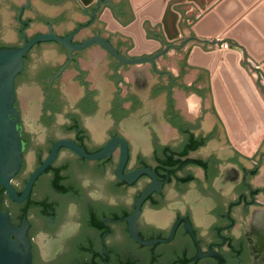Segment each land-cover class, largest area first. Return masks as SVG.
Instances as JSON below:
<instances>
[{
  "label": "flooded vegetation",
  "instance_id": "1",
  "mask_svg": "<svg viewBox=\"0 0 264 264\" xmlns=\"http://www.w3.org/2000/svg\"><path fill=\"white\" fill-rule=\"evenodd\" d=\"M4 1L14 12V31L8 36L10 24L0 11V48L21 47L50 27L67 36L92 20L84 12L85 24L60 33L69 20L63 7L74 0ZM102 28L97 22L83 30L93 32L88 36L92 37L103 35ZM81 31L75 42L88 38L78 39ZM52 45L62 53H41ZM93 47L104 53H87ZM40 54L44 59L38 61ZM120 54L130 58L129 53ZM168 54L156 65H125L96 44L70 54L64 46L46 42L25 56L15 79V106L25 142L23 164L11 181L19 196L55 145L63 143L25 200L14 201L4 187L0 189L2 209L13 225L28 223L32 264H264V215L237 217V150L233 145L231 150L224 148L227 157L217 152L194 155L210 141L219 149L226 139L217 123L205 132L200 119L190 121L177 111V82L159 67ZM34 76L40 83L28 84ZM156 76L158 83H153ZM162 96L165 112L157 108ZM117 138L125 140L128 149L123 174L150 168L162 185L142 202L135 222L143 240L164 242L143 245L130 234L129 218L154 180L142 174L129 184L118 176L120 143L102 160L83 157L68 146L92 155ZM258 164L240 185L246 190L239 199L246 204L249 199L257 202L259 193L248 177L258 172ZM228 167L234 171L229 176ZM227 181L229 195L224 193ZM189 187L193 190L183 196Z\"/></svg>",
  "mask_w": 264,
  "mask_h": 264
},
{
  "label": "water",
  "instance_id": "2",
  "mask_svg": "<svg viewBox=\"0 0 264 264\" xmlns=\"http://www.w3.org/2000/svg\"><path fill=\"white\" fill-rule=\"evenodd\" d=\"M1 2L3 4L0 11L4 16V22L10 24L7 27L8 36H10L14 31V12L9 10V3L4 0ZM80 2L84 8L78 0L66 3L63 8L67 10L69 20L59 29L60 33H66L75 26L85 24L88 17L84 12L87 13L92 20L75 32L61 36L53 30V27H50L48 33L38 34L21 47L0 48V189L4 187L14 201L25 200L30 195L36 178L51 165L59 146L63 144L55 145L50 157L32 175L23 194L19 196L12 187L11 181L23 164L25 142L22 139L23 126L20 112L15 106V79L24 68L25 56L39 43H58L64 46L70 54L87 50L96 44L113 54L121 61V64L125 65L143 63L156 65L157 59L169 53L166 60L159 61V67L166 68L172 79L177 82L173 89L177 111L190 121L195 122L200 119L202 130L205 132H210L217 123L226 139L219 144V149L218 144L210 141L206 147L201 148L194 155L207 156L217 152L219 156L227 157L228 154L224 153V148L226 151L231 150L233 145L239 152H237V217L244 220L242 215H250L249 219L253 215H264V192L262 191L264 189V99L262 96L264 90L257 88L258 86L253 83L241 65L237 45L230 43V48L223 50L221 45L225 41L216 37L218 31L203 30V25L210 21L213 13L200 19L191 30L190 25L202 15L192 4L179 6L185 2L195 3L201 10L206 11L209 9L210 3L201 5L199 0H129V6L128 0H80ZM35 5L40 7L38 2ZM178 9L182 11L183 19ZM97 22L102 23L101 30L104 31V36L96 34L88 37L93 35V32L83 29L89 28ZM79 31L81 32L77 36L78 39L88 38L81 42H75V35ZM33 32L35 29L30 30L31 34ZM236 34L237 32L233 31L229 36L237 39ZM208 36H214V38L209 39ZM41 53L62 52L58 47L52 45L42 49ZM87 53H104V51L93 47ZM120 53H129L130 58L126 59ZM256 58L261 61L264 55ZM43 59L44 54H40L38 61ZM186 60L193 67L188 66ZM34 63L31 64L32 67L35 66ZM139 68L146 69L147 66ZM256 70L264 73V61L261 69L257 68ZM209 73L212 77L211 85L216 110L225 124L232 145L227 141L225 128L213 105ZM157 79L156 76L152 82L156 83ZM167 79L168 77L165 76L164 80ZM38 83H40L38 77L34 76L28 84L37 85ZM157 103V108L161 112H165V97L162 96ZM142 107L143 105L136 113H139ZM118 143L121 145L118 176L129 184H132L142 174H147L154 180L141 194L137 210L129 218L130 234L143 245L164 242L161 239L145 241L138 234L135 219L140 212V206L152 192H160L162 185L159 183L156 173L150 168L123 174L128 160L126 141L122 138L113 139L103 150L92 155L87 154L83 148L74 144L68 146L83 157L102 160L113 154ZM255 162L259 163V170L254 176L249 175L248 181L252 185V189L259 194L256 196V203L249 199V203L246 204L245 201L239 199L240 193L246 190L240 185L243 177L255 167ZM230 172L234 171L228 167L225 173L229 176ZM196 174L201 175V172L198 170ZM192 190L193 187H189L182 195L185 196ZM224 193L225 195L230 194L228 181ZM27 226L26 220L22 226H14L9 214L3 211L0 203V264H32V249L27 236Z\"/></svg>",
  "mask_w": 264,
  "mask_h": 264
},
{
  "label": "crops",
  "instance_id": "3",
  "mask_svg": "<svg viewBox=\"0 0 264 264\" xmlns=\"http://www.w3.org/2000/svg\"><path fill=\"white\" fill-rule=\"evenodd\" d=\"M199 1L201 5L210 3L209 9L203 11L195 3L185 2L179 5L182 6V5L192 4L202 15L194 23L190 25L191 30H193V25L197 23L200 19H203L204 17L213 13L210 21L206 22V24L203 25V30L204 31L217 30L218 34L216 35V37H220V39L224 40L225 42L237 45V52L240 55L241 65L245 68L253 83L256 86H258L257 88L264 90L261 82L260 71H257L255 67V66H260L261 69V65L264 61V58L261 61L257 60L256 58L264 55V0H199ZM78 2L84 8L80 0H78ZM128 3L130 6L129 0ZM179 11L181 12L183 19V13L181 10ZM233 31L237 32L236 34L237 39L229 36V34ZM208 38L213 39L214 36H208ZM193 46L194 44L192 45V47ZM250 61L255 66L250 64ZM186 64L190 66L187 63V60H186ZM209 78H210V87H211L213 105L217 113L215 106V99L211 85L212 77L210 73H209ZM262 96L264 99V95ZM220 120L225 128L227 138L229 139L225 124L223 123L221 118ZM253 158H249V159H253Z\"/></svg>",
  "mask_w": 264,
  "mask_h": 264
},
{
  "label": "built area",
  "instance_id": "4",
  "mask_svg": "<svg viewBox=\"0 0 264 264\" xmlns=\"http://www.w3.org/2000/svg\"><path fill=\"white\" fill-rule=\"evenodd\" d=\"M221 48L223 50H227L230 48V43L228 42H223L222 45H221ZM250 64H252L253 66H255L251 61H250ZM256 69L259 68L260 69V66H255ZM260 75H261V82H262V86L264 88V73L262 71H260Z\"/></svg>",
  "mask_w": 264,
  "mask_h": 264
},
{
  "label": "trees",
  "instance_id": "5",
  "mask_svg": "<svg viewBox=\"0 0 264 264\" xmlns=\"http://www.w3.org/2000/svg\"><path fill=\"white\" fill-rule=\"evenodd\" d=\"M193 148H195V147H193ZM189 162H192V161H189Z\"/></svg>",
  "mask_w": 264,
  "mask_h": 264
}]
</instances>
